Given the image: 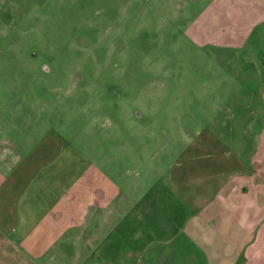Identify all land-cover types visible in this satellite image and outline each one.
<instances>
[{
  "label": "rangeland",
  "instance_id": "374dc122",
  "mask_svg": "<svg viewBox=\"0 0 264 264\" xmlns=\"http://www.w3.org/2000/svg\"><path fill=\"white\" fill-rule=\"evenodd\" d=\"M215 1L0 0V168L21 186L80 198L110 182L121 197L107 234L89 226L38 256L5 241L6 223L0 264H189L177 231L187 209L168 198L169 173L245 151L225 143L250 120L264 125L259 40L243 47L254 66L194 41L192 21Z\"/></svg>",
  "mask_w": 264,
  "mask_h": 264
},
{
  "label": "crops",
  "instance_id": "0c3cea01",
  "mask_svg": "<svg viewBox=\"0 0 264 264\" xmlns=\"http://www.w3.org/2000/svg\"><path fill=\"white\" fill-rule=\"evenodd\" d=\"M206 9L190 25L196 35L194 41L219 47L221 52L241 54L244 65L254 66L256 58L243 47L248 42L247 47H254L259 40L263 54L258 60L264 61V0H221ZM231 143L245 151L212 155L211 165L205 164L202 172L184 176L182 170L174 169L169 173L167 196L172 194L187 209L177 231L188 242L189 264H264V125L255 119L248 121L237 140L226 142L225 148L229 149ZM9 155L13 161L26 156L13 151ZM6 157L0 152V160ZM0 169V239L4 238L1 230H5V224L12 223L9 230L13 235L4 239L11 240L13 248L21 244L22 255L33 257L48 248L64 249L89 226L95 238L111 230V215L117 212L121 197L110 182L96 184L98 195L90 191L84 195V190L76 198L72 189L64 190V186H21L12 177L15 169L12 174L11 170ZM203 190L210 192L204 195ZM92 205L95 207L86 211ZM102 227L107 232L103 233Z\"/></svg>",
  "mask_w": 264,
  "mask_h": 264
}]
</instances>
